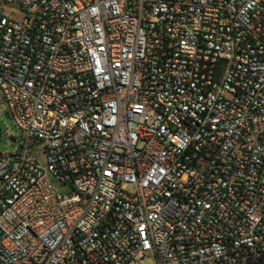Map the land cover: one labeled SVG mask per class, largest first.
Instances as JSON below:
<instances>
[{
  "label": "built area",
  "instance_id": "built-area-1",
  "mask_svg": "<svg viewBox=\"0 0 264 264\" xmlns=\"http://www.w3.org/2000/svg\"><path fill=\"white\" fill-rule=\"evenodd\" d=\"M0 91V264H264V0H0Z\"/></svg>",
  "mask_w": 264,
  "mask_h": 264
},
{
  "label": "rangeland",
  "instance_id": "rangeland-1",
  "mask_svg": "<svg viewBox=\"0 0 264 264\" xmlns=\"http://www.w3.org/2000/svg\"><path fill=\"white\" fill-rule=\"evenodd\" d=\"M25 135L16 127L12 121L2 92L0 91V155L13 153V145H20L24 141ZM138 264H153L152 259L147 258Z\"/></svg>",
  "mask_w": 264,
  "mask_h": 264
},
{
  "label": "water",
  "instance_id": "water-1",
  "mask_svg": "<svg viewBox=\"0 0 264 264\" xmlns=\"http://www.w3.org/2000/svg\"><path fill=\"white\" fill-rule=\"evenodd\" d=\"M14 146H12V148H13ZM22 151V148L21 147H19L18 148V152H21Z\"/></svg>",
  "mask_w": 264,
  "mask_h": 264
}]
</instances>
